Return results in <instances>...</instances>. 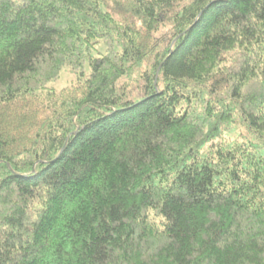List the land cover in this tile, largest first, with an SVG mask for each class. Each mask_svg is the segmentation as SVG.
<instances>
[{
    "label": "trees",
    "instance_id": "1",
    "mask_svg": "<svg viewBox=\"0 0 264 264\" xmlns=\"http://www.w3.org/2000/svg\"><path fill=\"white\" fill-rule=\"evenodd\" d=\"M0 264H264V0H0Z\"/></svg>",
    "mask_w": 264,
    "mask_h": 264
},
{
    "label": "rangeland",
    "instance_id": "2",
    "mask_svg": "<svg viewBox=\"0 0 264 264\" xmlns=\"http://www.w3.org/2000/svg\"><path fill=\"white\" fill-rule=\"evenodd\" d=\"M76 75L69 69H66L56 81L49 84V88L55 90H62L70 87L76 81Z\"/></svg>",
    "mask_w": 264,
    "mask_h": 264
}]
</instances>
